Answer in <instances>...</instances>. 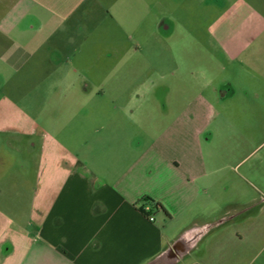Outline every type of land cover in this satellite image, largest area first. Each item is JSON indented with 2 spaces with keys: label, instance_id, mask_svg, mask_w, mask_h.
<instances>
[{
  "label": "crops",
  "instance_id": "obj_1",
  "mask_svg": "<svg viewBox=\"0 0 264 264\" xmlns=\"http://www.w3.org/2000/svg\"><path fill=\"white\" fill-rule=\"evenodd\" d=\"M102 5L0 0V264H264V204L228 196L205 136L218 104L258 91L264 16L242 0L215 10L214 68L173 111L177 85L131 69L144 53ZM145 200L163 209L146 215Z\"/></svg>",
  "mask_w": 264,
  "mask_h": 264
},
{
  "label": "rangeland",
  "instance_id": "obj_2",
  "mask_svg": "<svg viewBox=\"0 0 264 264\" xmlns=\"http://www.w3.org/2000/svg\"><path fill=\"white\" fill-rule=\"evenodd\" d=\"M103 1L105 5L100 7L99 20H106L112 24L110 26L122 23L124 36L130 38L131 52L144 53L137 62L131 60V69L148 71V86L157 80V70L163 74V86L177 85L178 100L175 102L171 97L174 111L183 107L186 97L196 95L205 88L201 73L214 68L209 61L214 49L209 41L208 26L217 15L215 10L227 8L239 0ZM242 1L252 3L264 16V0ZM159 39L161 42L158 43ZM254 48L250 64L257 93L240 91L218 104L221 115L207 129L205 136H217L211 151L213 154L217 152L215 156L222 168V176L237 184L228 196L232 195L243 203L256 198L258 204L253 213H257L261 210L260 205L264 204V34ZM238 66L233 64L228 67L227 75L235 74ZM191 75L194 79L190 78ZM147 96L149 101L145 107L153 111V91ZM131 106L135 107L136 103ZM23 158L20 156V160ZM23 175L19 174V180H25ZM17 196L23 223L27 218L23 213L26 195L20 190Z\"/></svg>",
  "mask_w": 264,
  "mask_h": 264
},
{
  "label": "trees",
  "instance_id": "obj_3",
  "mask_svg": "<svg viewBox=\"0 0 264 264\" xmlns=\"http://www.w3.org/2000/svg\"><path fill=\"white\" fill-rule=\"evenodd\" d=\"M145 202L146 203H148V204H150L151 205V211L153 210V209H163L162 208V205L161 204H155L154 202H152V201H149V200H145ZM143 211V210H142ZM151 212H146V215H149Z\"/></svg>",
  "mask_w": 264,
  "mask_h": 264
},
{
  "label": "built area",
  "instance_id": "obj_4",
  "mask_svg": "<svg viewBox=\"0 0 264 264\" xmlns=\"http://www.w3.org/2000/svg\"><path fill=\"white\" fill-rule=\"evenodd\" d=\"M151 205L150 204H147L146 206H144V208H143V211H144V213H148V212H150L151 211ZM148 218H149V220L150 221H154V217L153 216H148Z\"/></svg>",
  "mask_w": 264,
  "mask_h": 264
}]
</instances>
